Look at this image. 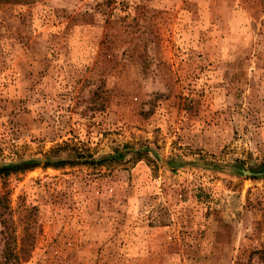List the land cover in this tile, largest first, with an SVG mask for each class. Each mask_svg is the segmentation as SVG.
Returning <instances> with one entry per match:
<instances>
[{"label":"rangeland","instance_id":"rangeland-1","mask_svg":"<svg viewBox=\"0 0 264 264\" xmlns=\"http://www.w3.org/2000/svg\"><path fill=\"white\" fill-rule=\"evenodd\" d=\"M22 160L20 264H264V0H0Z\"/></svg>","mask_w":264,"mask_h":264},{"label":"trees","instance_id":"trees-1","mask_svg":"<svg viewBox=\"0 0 264 264\" xmlns=\"http://www.w3.org/2000/svg\"><path fill=\"white\" fill-rule=\"evenodd\" d=\"M36 165L37 163L34 160H22L15 163L2 164L0 165V178L3 179L11 173L31 169ZM8 206V193L7 191L0 190V224L2 225L1 232L4 239L2 254L6 262H11V264H20L21 259L14 246V236L12 232H10L12 227H10L8 223Z\"/></svg>","mask_w":264,"mask_h":264}]
</instances>
